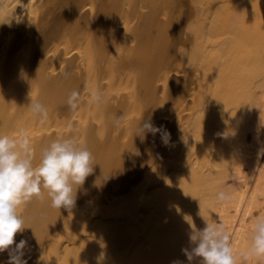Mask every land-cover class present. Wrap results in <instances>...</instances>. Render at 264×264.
Wrapping results in <instances>:
<instances>
[{"label": "bare ground", "instance_id": "6f19581e", "mask_svg": "<svg viewBox=\"0 0 264 264\" xmlns=\"http://www.w3.org/2000/svg\"><path fill=\"white\" fill-rule=\"evenodd\" d=\"M149 118L167 144L139 135ZM20 129L37 165L68 136L95 158L73 208L46 190L23 208L28 264H200L189 217L232 226L237 264H264L240 255L264 194V0H0V134Z\"/></svg>", "mask_w": 264, "mask_h": 264}, {"label": "clouds", "instance_id": "9594fccd", "mask_svg": "<svg viewBox=\"0 0 264 264\" xmlns=\"http://www.w3.org/2000/svg\"><path fill=\"white\" fill-rule=\"evenodd\" d=\"M95 101L100 97L92 94ZM79 92L73 90L67 99L70 109H77ZM31 112L39 116V123L49 119L47 107L39 100L30 104ZM139 135L153 136L160 133L161 140L167 144L170 133L163 126H155L151 118L137 125ZM35 148L23 129L16 136L0 134V253L7 251L6 264H28L25 256L30 245L27 239L18 242L15 236L23 233L25 219L23 208L34 198L44 199L45 190L50 206L60 210H70L76 202V193L86 177L93 172L95 164L92 152L78 145L71 136L52 141L41 149L38 165L35 163ZM219 202L231 199L230 193H216ZM205 221V227L197 229L191 218L187 222L191 228L189 242L191 250L182 249L191 262L199 257L200 264H237L233 252L232 236L225 225L218 220ZM244 260L264 258V216H258L251 227L246 251L240 254ZM173 264H180L174 261Z\"/></svg>", "mask_w": 264, "mask_h": 264}, {"label": "rangeland", "instance_id": "374dc122", "mask_svg": "<svg viewBox=\"0 0 264 264\" xmlns=\"http://www.w3.org/2000/svg\"><path fill=\"white\" fill-rule=\"evenodd\" d=\"M256 199H257V203L252 207L251 214L245 216L244 220L247 222V224L249 221H254L258 216H264V194H257ZM230 215L231 217H233L230 219L232 221L231 225H233L234 222L233 220L236 219L235 210L233 208H230ZM228 230L229 232H232V226Z\"/></svg>", "mask_w": 264, "mask_h": 264}]
</instances>
